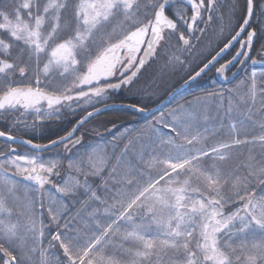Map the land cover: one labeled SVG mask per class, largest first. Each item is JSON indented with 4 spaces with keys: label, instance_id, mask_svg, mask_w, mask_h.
<instances>
[{
    "label": "snow or ice",
    "instance_id": "snow-or-ice-1",
    "mask_svg": "<svg viewBox=\"0 0 264 264\" xmlns=\"http://www.w3.org/2000/svg\"><path fill=\"white\" fill-rule=\"evenodd\" d=\"M0 264H264V0H0Z\"/></svg>",
    "mask_w": 264,
    "mask_h": 264
},
{
    "label": "trees",
    "instance_id": "trees-1",
    "mask_svg": "<svg viewBox=\"0 0 264 264\" xmlns=\"http://www.w3.org/2000/svg\"><path fill=\"white\" fill-rule=\"evenodd\" d=\"M154 67H155V66H153V68H148L147 71H146V73H145V75H146V76L151 75L152 72H153V70H154ZM209 75H212V74H209ZM177 80H179V76H178V75H177V76H170V77L166 80L165 87L170 86V85L173 84V83H176ZM177 87H179V86L177 85ZM163 91H164V89L162 88V89L160 90V94H161V95L163 94ZM182 99H183V97H180V96H177V97H176V100H177V101H182ZM173 103H175V101H173ZM169 106L171 107V105H169ZM112 119H116V117H115L114 115H111V114H105V115L99 117V120H103V121H108V120H112ZM119 122H120V121H118V123H119Z\"/></svg>",
    "mask_w": 264,
    "mask_h": 264
},
{
    "label": "water",
    "instance_id": "water-1",
    "mask_svg": "<svg viewBox=\"0 0 264 264\" xmlns=\"http://www.w3.org/2000/svg\"><path fill=\"white\" fill-rule=\"evenodd\" d=\"M167 101H168V98H166L163 103H167Z\"/></svg>",
    "mask_w": 264,
    "mask_h": 264
}]
</instances>
